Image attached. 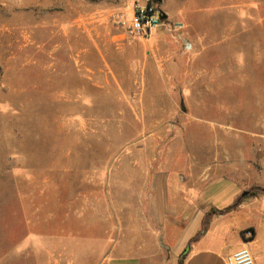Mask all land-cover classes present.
Segmentation results:
<instances>
[{
	"label": "rangeland",
	"instance_id": "obj_1",
	"mask_svg": "<svg viewBox=\"0 0 264 264\" xmlns=\"http://www.w3.org/2000/svg\"><path fill=\"white\" fill-rule=\"evenodd\" d=\"M224 151L264 168V0H0V264L70 262L82 213L152 234L159 173L187 194Z\"/></svg>",
	"mask_w": 264,
	"mask_h": 264
},
{
	"label": "crops",
	"instance_id": "obj_2",
	"mask_svg": "<svg viewBox=\"0 0 264 264\" xmlns=\"http://www.w3.org/2000/svg\"><path fill=\"white\" fill-rule=\"evenodd\" d=\"M213 160L207 181L190 183L187 194L177 174L159 173L151 198L152 234H131V242L119 240V234H85V214H80L83 230L66 264H178L184 250L183 264H225L224 258L243 246L254 264H264V194L242 198L249 190L264 189V168L251 179L239 176L243 157L231 161L224 151ZM249 230L252 237L245 242L243 233Z\"/></svg>",
	"mask_w": 264,
	"mask_h": 264
},
{
	"label": "built area",
	"instance_id": "obj_3",
	"mask_svg": "<svg viewBox=\"0 0 264 264\" xmlns=\"http://www.w3.org/2000/svg\"><path fill=\"white\" fill-rule=\"evenodd\" d=\"M163 15L153 6L136 7L127 24L126 32L134 37H149L157 28L164 23ZM245 242L252 237V232L243 233ZM225 264H254L250 251L241 247L237 251L224 258Z\"/></svg>",
	"mask_w": 264,
	"mask_h": 264
},
{
	"label": "trees",
	"instance_id": "obj_4",
	"mask_svg": "<svg viewBox=\"0 0 264 264\" xmlns=\"http://www.w3.org/2000/svg\"><path fill=\"white\" fill-rule=\"evenodd\" d=\"M257 193H261V194H264V189H252V190H249L246 192L245 196H243L242 198H246L248 196H253ZM230 210V207L226 209V211ZM204 233V228L199 232V234H203ZM186 254V250H184L182 252V254L180 255L179 257V260H178V264H183V259H184V256Z\"/></svg>",
	"mask_w": 264,
	"mask_h": 264
},
{
	"label": "water",
	"instance_id": "obj_5",
	"mask_svg": "<svg viewBox=\"0 0 264 264\" xmlns=\"http://www.w3.org/2000/svg\"><path fill=\"white\" fill-rule=\"evenodd\" d=\"M162 19H164V17H162ZM246 193L243 194V196H245Z\"/></svg>",
	"mask_w": 264,
	"mask_h": 264
}]
</instances>
